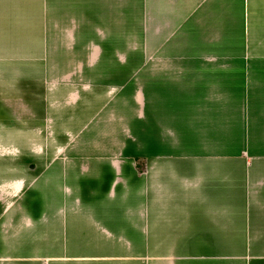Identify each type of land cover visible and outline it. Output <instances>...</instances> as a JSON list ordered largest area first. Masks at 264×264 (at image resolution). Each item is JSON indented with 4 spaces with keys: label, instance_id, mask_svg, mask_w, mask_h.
Returning a JSON list of instances; mask_svg holds the SVG:
<instances>
[{
    "label": "crops",
    "instance_id": "obj_1",
    "mask_svg": "<svg viewBox=\"0 0 264 264\" xmlns=\"http://www.w3.org/2000/svg\"><path fill=\"white\" fill-rule=\"evenodd\" d=\"M132 2L0 0V264H264V0H145L163 30L145 64L158 130L145 134L143 172L104 157L113 119L79 123L103 94L71 90L99 85L84 57L104 49L97 33L85 47L87 15L122 39L118 16L123 8L127 24ZM31 34L28 57L48 55L43 68L26 70L39 64L25 62ZM119 46L112 52L123 54ZM26 72L39 85L45 72L49 86L34 92L28 112L46 115L48 136H59L50 120L61 118L78 159H47L61 151L56 142L33 138L30 151L42 158L26 165ZM169 149L181 159H166Z\"/></svg>",
    "mask_w": 264,
    "mask_h": 264
},
{
    "label": "rangeland",
    "instance_id": "obj_2",
    "mask_svg": "<svg viewBox=\"0 0 264 264\" xmlns=\"http://www.w3.org/2000/svg\"><path fill=\"white\" fill-rule=\"evenodd\" d=\"M94 1V0H89ZM133 7L134 12L131 11V14L134 15V17L127 19V24H125L126 17L125 15H122L124 13V9H121V13H119L118 18L121 16V21L119 23L120 27L122 28L121 36L115 32V34H107L106 32H101L98 28L95 26L93 27L94 23L97 25L99 22L97 19H95V15H92L93 13H89L90 22L84 21L83 23L86 25H83V29L80 33H84L85 40L84 44L85 47H87V43H98L95 40V33L98 34V41L99 45L103 47L104 51L100 55H93L90 50L88 49L89 56H85L84 58L88 59L89 69H99V72L94 73L95 75L99 76V85L97 86L95 83L89 84L92 89H87L86 87H71L73 92L84 93L86 94V91H94L98 90L99 94H103L101 100L99 102H102L98 105V107L94 108L93 111L90 112L89 115L86 116V118L81 121V118H79V123H83L82 126H85L86 120L95 121L98 117L106 122H110L109 120L114 121V128L108 129V127H105V136L106 141L105 145H108L110 152L106 154L104 153L105 158H114V159H120L121 161H135L136 162V168L143 172L144 169V161H145V134H148L151 130L153 132H157V122L154 120V118L151 115L150 110L147 108V106L150 107V103H148L146 99V92H145V64L148 62L147 53L153 48H155L160 44L157 43V40H161L159 36L161 35L162 25L158 23L159 25H153L156 23L151 21L150 13H148V9L146 6L145 0H133ZM112 4V3H111ZM110 4V5H111ZM47 7V5H46ZM109 7L110 10V6ZM136 13V14H135ZM131 15V16H132ZM95 17V18H94ZM61 25H64V23H61ZM88 25V26H87ZM101 25V24H100ZM125 26V29H124ZM78 27L73 26V29H76ZM87 33L86 34V30ZM124 29V31H123ZM152 31L155 33H149V39H148V31ZM74 32V31H72ZM158 32L159 35L156 34ZM127 33V34H126ZM133 37V38H131ZM151 37H153V41H151ZM37 38L36 34H31V36L26 35L24 38V57H28L30 54H36V53H30L28 52L31 48V43ZM134 40L133 43L130 41ZM137 41V43H136ZM147 41L149 45H147ZM121 43V44H120ZM113 44L121 48V50H125V54L120 53H114L113 54ZM100 49V48H99ZM101 50V49H100ZM43 53V52H42ZM41 53L40 56H29L25 59L26 63H39L31 66L25 67L26 70H33L38 68H43L40 66V64H45L47 62V55H43ZM46 53H48V48L46 50ZM77 56V55H75ZM72 56L71 58L75 57ZM71 58L66 57L64 60H56L51 62V58L48 62L49 65L52 64H64L71 62ZM76 58V57H75ZM93 58L95 62L99 63L98 67L96 65H92ZM100 58H104V61H100ZM66 60V61H65ZM105 60H107V63L105 64ZM213 62L212 60H209ZM208 62V61H207ZM101 65V66H99ZM40 70V69H38ZM36 73L32 72H26L24 77V84H25V104H26V116H25V134H26V165L27 163H32V158L36 159L39 155L37 153L33 154L31 150V142L32 139L35 138V141L38 143L40 142L43 144L47 140L48 142L53 139V141L56 142L57 148H59L61 151H58L57 149L54 152H48L47 159H57V160H63V159H78L76 157V154L71 151L69 148L70 146L66 145V131L71 130L68 125H62L61 121L62 119L57 117L55 120H50L53 127L57 126V134L59 136H48L46 131L43 129V123H44V117L46 118V115L41 113L39 116L32 114V112H28L27 110L28 104L32 103L33 98L32 96L38 93V91L44 93L45 90L49 88L48 86V78L45 72H42L41 78L42 81L39 84H37L36 78L33 76ZM92 74V73H89ZM41 88H39V86ZM85 86V85H84ZM91 93V92H90ZM34 111V108H33ZM79 111V110H78ZM78 111H75L73 113H69L68 119L73 118L75 119L78 114ZM113 113V114H112ZM38 117L40 120H38ZM50 116H48L49 119ZM64 119V118H63ZM40 121V122H39ZM40 125V126H39ZM236 126V129L234 128V133L237 131V134H239V120L236 121L234 124ZM39 126V127H38ZM105 126H107L105 124ZM234 126V127H235ZM36 129V130H34ZM100 129V128H99ZM72 131V130H71ZM73 131H75L73 129ZM34 133V134H33ZM66 133V134H65ZM74 134V133H73ZM114 134L113 136L108 137V135ZM55 142H53L55 144ZM50 143V142H49ZM66 143V144H65ZM239 139L236 140V142H233V155L232 159H241V153H240V144ZM187 142L184 143L185 147ZM115 147V152L113 153L112 148ZM29 150V151H28ZM180 151L181 150H177ZM176 150L169 149L168 152H166L165 158L170 160H178L181 159L180 156H178L179 153H177ZM218 152V151H217ZM43 152L40 154V158H42ZM185 154H187L185 152ZM101 155V154H100ZM181 155V154H179ZM208 155L201 153L200 158L206 157ZM93 157L92 155H88V158ZM214 156H212L213 158ZM102 156L99 157L101 159ZM193 158V157H192ZM214 158H221V155L217 154ZM29 171H33V166L29 165ZM142 251V250H139ZM144 251V249H143ZM143 254V253H142Z\"/></svg>",
    "mask_w": 264,
    "mask_h": 264
},
{
    "label": "bare ground",
    "instance_id": "obj_3",
    "mask_svg": "<svg viewBox=\"0 0 264 264\" xmlns=\"http://www.w3.org/2000/svg\"><path fill=\"white\" fill-rule=\"evenodd\" d=\"M112 50H113V48H112ZM115 53V52H114ZM113 53V54H114ZM120 53V52H119ZM118 54V53H117ZM124 54V53H123ZM55 59H51V61L53 62ZM93 60H94V58H93ZM104 61V58H100V61ZM93 62H95V60L93 61ZM105 62L107 63V60H105ZM95 64H99L98 62L97 63H95ZM99 66H101V65H99ZM98 67V66H97ZM31 147H32V142H31V145H30ZM7 147V146H6ZM50 148H52V147H50ZM3 155V154H2ZM65 192V191H64ZM67 192V191H66ZM66 195V194H65ZM59 197V196H58ZM78 203V202H77ZM48 204H49V201H48ZM79 204H80V201H79ZM78 206V205H77ZM24 212H25V210H24ZM61 212V211H60ZM60 216V215H59ZM40 219V218H39ZM58 250H61V251H63V248L62 249H58ZM54 251H57V250H54Z\"/></svg>",
    "mask_w": 264,
    "mask_h": 264
}]
</instances>
